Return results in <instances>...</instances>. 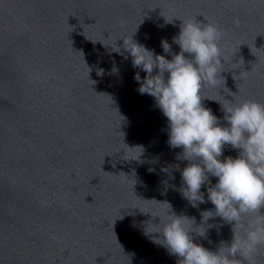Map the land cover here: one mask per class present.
Segmentation results:
<instances>
[{"label":"water","instance_id":"obj_1","mask_svg":"<svg viewBox=\"0 0 264 264\" xmlns=\"http://www.w3.org/2000/svg\"><path fill=\"white\" fill-rule=\"evenodd\" d=\"M192 18L222 33L224 82L201 95L226 126L220 103L264 104V0H40L0 34V264H177L154 242L161 202L194 220V243L231 240L219 217L202 222L206 187L205 203L183 197L182 149L123 48L131 37L171 59L161 41L179 52Z\"/></svg>","mask_w":264,"mask_h":264},{"label":"clouds","instance_id":"obj_2","mask_svg":"<svg viewBox=\"0 0 264 264\" xmlns=\"http://www.w3.org/2000/svg\"><path fill=\"white\" fill-rule=\"evenodd\" d=\"M221 38L216 25L192 18L182 21L173 37L179 52L171 53L169 43L161 41L171 59L131 37L123 40L132 66L145 73L143 79L138 72L134 75L138 92L153 97L167 120L169 146L182 149L177 159L187 162L182 169L175 166L183 197L194 207L205 203L201 188L206 187L207 201L214 208L201 213L202 222L219 217L232 226L231 240L210 251L193 242L194 220L171 213V205L161 202L167 211L157 216L154 242L176 256L177 264H254V254L264 246V104L234 99L220 103L226 126L202 104L204 86L223 80ZM225 146L237 150V156L221 160ZM210 177L216 178L215 184ZM198 235L204 236L205 230Z\"/></svg>","mask_w":264,"mask_h":264}]
</instances>
